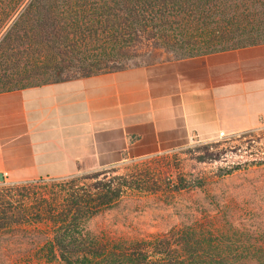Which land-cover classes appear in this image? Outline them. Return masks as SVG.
<instances>
[{
    "label": "trees",
    "instance_id": "1",
    "mask_svg": "<svg viewBox=\"0 0 264 264\" xmlns=\"http://www.w3.org/2000/svg\"><path fill=\"white\" fill-rule=\"evenodd\" d=\"M0 5V92L118 71L129 67L133 59L155 57L159 52L181 59L264 43V0H0ZM210 145L214 146L198 147V161L222 158L226 148L211 151ZM263 159L253 161L263 163ZM114 172L54 178L56 184L36 192L30 188L43 178L2 186L6 193L0 196V229L12 224L44 227L48 238L42 253L48 262H111L113 254L96 260L78 249L74 229L113 207L127 190H158ZM147 175L156 184L158 179ZM201 185V180L180 178L174 189ZM203 232H194V241L192 233L186 234L180 246L173 248L165 237L141 242L133 256L123 255L121 261L193 264L191 254L195 258L199 248L202 255L215 249ZM180 250L184 259H178Z\"/></svg>",
    "mask_w": 264,
    "mask_h": 264
},
{
    "label": "crops",
    "instance_id": "2",
    "mask_svg": "<svg viewBox=\"0 0 264 264\" xmlns=\"http://www.w3.org/2000/svg\"><path fill=\"white\" fill-rule=\"evenodd\" d=\"M264 123V43L0 92V182L66 177Z\"/></svg>",
    "mask_w": 264,
    "mask_h": 264
},
{
    "label": "rangeland",
    "instance_id": "3",
    "mask_svg": "<svg viewBox=\"0 0 264 264\" xmlns=\"http://www.w3.org/2000/svg\"><path fill=\"white\" fill-rule=\"evenodd\" d=\"M173 59H177L173 53L159 52L155 57L133 59L127 65ZM207 143L214 145H210L211 151L226 148L222 158L198 161V147ZM261 156L264 158V123L211 139L187 140L176 148L123 162L112 175L132 176L138 185L158 190H127L113 207L74 229L79 241L76 247L96 256V260L113 254L111 262L101 260L99 264H126L121 256H133L141 242L165 237L171 248L179 247L186 234L192 233L194 241V232L204 231L215 249L202 255L199 248L195 258L191 254L193 264H264V162L253 161ZM147 174L158 179L156 184ZM180 178L187 182L201 180L202 185L176 190L174 185ZM53 179L43 178L30 190H45L43 186L49 189L58 182ZM146 180L148 183L141 182ZM9 184L0 182V188ZM5 193L0 189V196ZM45 234L44 227L34 225L12 224L0 229V264H62L43 258L48 238ZM185 257L180 250L178 259Z\"/></svg>",
    "mask_w": 264,
    "mask_h": 264
},
{
    "label": "water",
    "instance_id": "4",
    "mask_svg": "<svg viewBox=\"0 0 264 264\" xmlns=\"http://www.w3.org/2000/svg\"><path fill=\"white\" fill-rule=\"evenodd\" d=\"M2 180V176H1V174H0V181Z\"/></svg>",
    "mask_w": 264,
    "mask_h": 264
}]
</instances>
